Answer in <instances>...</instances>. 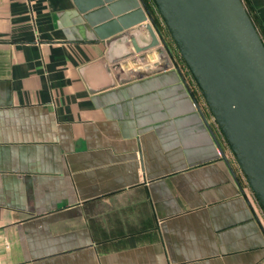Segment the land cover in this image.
I'll use <instances>...</instances> for the list:
<instances>
[{
  "label": "crops",
  "instance_id": "0c3cea01",
  "mask_svg": "<svg viewBox=\"0 0 264 264\" xmlns=\"http://www.w3.org/2000/svg\"><path fill=\"white\" fill-rule=\"evenodd\" d=\"M85 25L74 0H0V262L264 264V212L186 66L147 73L159 56Z\"/></svg>",
  "mask_w": 264,
  "mask_h": 264
},
{
  "label": "water",
  "instance_id": "95a60500",
  "mask_svg": "<svg viewBox=\"0 0 264 264\" xmlns=\"http://www.w3.org/2000/svg\"><path fill=\"white\" fill-rule=\"evenodd\" d=\"M151 1L264 212V41L252 18L242 0ZM74 2L95 41L103 40L110 49L132 39L138 57L130 51L122 57L107 52L115 72L156 56L161 63L147 73L172 65L180 69L146 0ZM143 32L150 41L137 46L134 38ZM128 57L129 62H121Z\"/></svg>",
  "mask_w": 264,
  "mask_h": 264
},
{
  "label": "rangeland",
  "instance_id": "374dc122",
  "mask_svg": "<svg viewBox=\"0 0 264 264\" xmlns=\"http://www.w3.org/2000/svg\"><path fill=\"white\" fill-rule=\"evenodd\" d=\"M242 2H243V4H244V6L246 7V9H247V11H248L250 17L253 19V21H254V22L256 23V25L258 26L257 21H256L255 12H254V9H253V7H252L250 1H249V0H242ZM149 5H150V3H149ZM150 7H151L152 13H153V15H154V18H155V20H156V22H157V25H158L160 31L162 32V34L164 35V37H165V39H166L168 45L170 46V48H171L173 54L175 55L178 64H179V65H184L183 62L181 61L180 57H179L180 55H179V53H178V51H177V49H176V47H175L174 42L172 41V39H171V37H170V35H169V33H168V31H167V29H166V27H165V25H164V23H163L161 17H160V15L158 14V12H157V10L155 9L154 6L150 5ZM257 29H258V27H257ZM258 31H259V30H258ZM186 69H187V67H186ZM187 71H188V69H187ZM195 89H196V88H195ZM197 90H198V88H197ZM198 91H199V90H198ZM199 95H200V92H199ZM202 99H203V98H201V97L198 99V100L200 101V104L202 105V107H203L204 109H207V110L209 111V109H208V107H207V105H206L204 99H203V100H202ZM201 101H202V102H201ZM209 112H210V111H209ZM211 116H212V115H211ZM212 119H213V117H212ZM213 120H214V119H213ZM220 132H221V131H220ZM221 134H222V133H221Z\"/></svg>",
  "mask_w": 264,
  "mask_h": 264
},
{
  "label": "trees",
  "instance_id": "16d2710c",
  "mask_svg": "<svg viewBox=\"0 0 264 264\" xmlns=\"http://www.w3.org/2000/svg\"><path fill=\"white\" fill-rule=\"evenodd\" d=\"M147 1V0H146ZM250 1V3H251V5H252V7H253V5H254V3L252 2V0H249ZM253 20V19H252ZM254 22V21H253ZM157 23V22H156ZM254 25L256 26V28H257V25H256V23L254 22ZM159 28V27H158ZM258 30V29H257ZM259 32V31H258ZM162 33V32H161ZM260 34V33H259ZM261 36V35H260ZM263 40V39H262ZM180 57V56H179ZM180 59H181V61L183 62V60H182V58L180 57ZM183 64H184V62H183ZM185 65V64H184Z\"/></svg>",
  "mask_w": 264,
  "mask_h": 264
},
{
  "label": "built area",
  "instance_id": "2783aa9c",
  "mask_svg": "<svg viewBox=\"0 0 264 264\" xmlns=\"http://www.w3.org/2000/svg\"><path fill=\"white\" fill-rule=\"evenodd\" d=\"M0 264H2V263L0 262ZM18 264H22V263H18Z\"/></svg>",
  "mask_w": 264,
  "mask_h": 264
}]
</instances>
